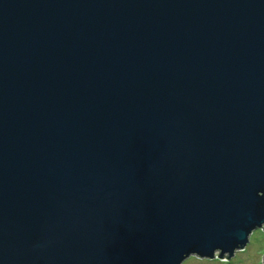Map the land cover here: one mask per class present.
Masks as SVG:
<instances>
[{
  "label": "water",
  "instance_id": "1",
  "mask_svg": "<svg viewBox=\"0 0 264 264\" xmlns=\"http://www.w3.org/2000/svg\"><path fill=\"white\" fill-rule=\"evenodd\" d=\"M257 229L264 0H0V264L230 259Z\"/></svg>",
  "mask_w": 264,
  "mask_h": 264
},
{
  "label": "rangeland",
  "instance_id": "2",
  "mask_svg": "<svg viewBox=\"0 0 264 264\" xmlns=\"http://www.w3.org/2000/svg\"><path fill=\"white\" fill-rule=\"evenodd\" d=\"M216 253L214 258H200L191 256L183 264H263L264 257V230L257 229L250 235L247 246L236 251L230 259H221Z\"/></svg>",
  "mask_w": 264,
  "mask_h": 264
}]
</instances>
